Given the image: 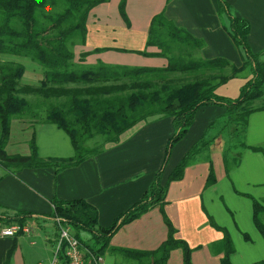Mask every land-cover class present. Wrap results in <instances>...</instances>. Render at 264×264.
Listing matches in <instances>:
<instances>
[{
	"label": "trees",
	"instance_id": "trees-1",
	"mask_svg": "<svg viewBox=\"0 0 264 264\" xmlns=\"http://www.w3.org/2000/svg\"><path fill=\"white\" fill-rule=\"evenodd\" d=\"M107 2L109 0H0V57L27 58L43 69L40 88L19 87L25 67L11 60H0V180L6 174H14L22 169L52 168L60 172L75 167L102 153L108 145L116 144L123 133L137 124L167 117L172 119L174 130L168 140L162 166L143 197L108 227L99 226L96 209L80 199H53L52 211L48 215L0 212V223L16 224L22 229L31 217L52 223L58 219L70 226L75 238L91 253V264H100L97 260L106 251L122 255L136 264H167L174 250L181 251L182 264H192L191 253L194 249L184 240L175 238L176 229L163 209L167 184L182 180L190 161L224 132H228L229 137L242 138L239 143L242 151L250 150L264 156V146L245 144L249 116L264 111V106L253 107V103L261 97L264 86L262 53H253L249 47V23L235 16L224 0H218V17L222 28L241 57L242 65L238 68L224 59H202L199 52L204 43L176 27L164 17L163 12L152 17L146 39V48H156L157 52L132 53L165 59V67L111 66L102 62L85 65L88 56L103 53L106 49L81 53L77 61L73 49L85 44L90 12ZM125 6L126 0H120L118 13L125 25L129 26ZM244 71L249 79L239 89L237 98L229 99L215 94L217 87L241 76ZM23 94L54 101L47 106L43 119L34 123L55 125L63 131L70 140L73 157H39L33 133L28 154H7L5 149L13 120L40 115L38 110L41 104H31ZM208 106L221 107L225 113L211 123L202 138L185 153L163 186L161 177L172 148L188 131L195 113ZM221 123L222 127L217 133L214 132L213 128ZM230 151L231 148H227L223 154L226 172L239 164V153L234 157L228 154ZM231 158L233 161L230 163ZM215 182L210 167L204 187ZM248 198L252 203L254 225L264 240V223L261 219L264 216V199L257 201ZM155 207L159 208L167 229L166 239L156 249L145 251L109 247L110 239L121 227ZM207 219L208 224L222 234L219 241L210 244L212 253L221 256L219 264H231L230 255L234 248L228 232L217 226L210 217ZM22 234L19 231L17 236ZM244 239L248 240V237L244 236ZM253 264H264V260Z\"/></svg>",
	"mask_w": 264,
	"mask_h": 264
},
{
	"label": "crops",
	"instance_id": "crops-1",
	"mask_svg": "<svg viewBox=\"0 0 264 264\" xmlns=\"http://www.w3.org/2000/svg\"><path fill=\"white\" fill-rule=\"evenodd\" d=\"M224 1L235 16L249 23V47L253 53H262L260 59L264 61V0ZM119 2L120 0H109L90 12L86 23L85 44L75 47L74 50L76 61L81 53L106 49L103 53L88 56L84 64L91 66L102 62L111 66L165 67V59L147 58L132 53L157 52L156 48H146V39L152 17L163 12L164 17L176 27L184 29L204 43L199 52L202 59H224L237 68L242 65L237 48L220 23L218 0H126L125 11L129 26L119 16ZM248 79L249 76L242 75L230 79L217 87L215 94L235 99ZM224 113L225 110L218 106L202 107L195 113L188 131L170 152L161 177L163 186L185 153L202 138L208 126ZM173 130L171 118L153 119L137 124L123 133L116 144L108 145L102 153L75 167L60 172H55L52 168H40L22 169L14 174H6L0 180V212L48 215L52 211L53 199H80L96 209L98 225L108 227L121 213L143 197L162 166ZM33 134L39 157H73L74 152L68 136L55 125L34 123ZM245 144L264 145V111L249 116ZM209 147L203 152H207ZM201 154L190 161L182 180L167 184L163 209L176 229L175 238L184 240L187 244L188 238L196 241L191 247L194 249L191 253L192 264H219L221 256L212 253L210 244L219 241L222 234L208 224V217L229 232L216 218L223 212L227 213L245 243L250 242L248 231L256 239L258 234L263 240L254 225L252 203L248 197L257 201L264 199V156L250 150L242 151L237 155V167H231L226 172L224 164L221 163L220 169H216L214 173L216 182L204 187L211 162L208 155L202 157ZM195 215L200 218L198 223L195 222ZM32 220L45 221L43 218L31 217L25 223L28 233L0 238V264H38L50 259L55 232L54 237H46L50 248L43 245V258L33 260V256L23 251L25 244L29 248L36 245L34 241L27 242L26 237L31 232L27 225ZM206 227L220 234L219 239L209 244L208 250L203 248L198 238L199 232ZM166 236L167 229L162 215L159 208L155 207L121 227L110 239L109 247L149 251L156 249ZM229 236L232 241L231 234ZM172 252L167 264H172ZM236 253L234 250L230 255L231 264L245 263L247 259L244 255ZM178 258L179 264H182L181 251ZM128 260L131 261L127 258L121 260V264H129ZM99 263L120 264L109 251L104 253ZM253 263L255 262L251 264Z\"/></svg>",
	"mask_w": 264,
	"mask_h": 264
},
{
	"label": "rangeland",
	"instance_id": "rangeland-1",
	"mask_svg": "<svg viewBox=\"0 0 264 264\" xmlns=\"http://www.w3.org/2000/svg\"><path fill=\"white\" fill-rule=\"evenodd\" d=\"M75 50V48L73 49ZM0 60L7 61L11 60L17 63L22 64L25 67V73L23 77L19 81V87L28 86L33 89H38L41 87V80H42V67L37 63L27 59V58H16V57H7L3 56L0 57ZM242 76H248L247 72L244 71ZM189 76V75H187ZM27 101L31 104H41L39 105V114L38 117L34 116H27L22 119H15L11 125V132L8 144L6 146V152L8 155L13 154H20L26 155L29 152V142L31 138V134L33 133V123L36 121H41L43 119L44 111L46 110L47 106L51 103H54L53 100H43L41 96L33 95V94H26L22 95ZM43 104V105H42ZM264 106V86L262 88V95L261 97L253 103V107H260ZM222 127V123L216 125L213 129L214 132H218V130ZM239 137V136H238ZM235 138V136H230L228 132H224V134L219 135L215 142L209 147L207 152H202L201 156L206 157L207 155L210 158L211 162V170L213 174L216 172L215 170L220 169L221 163L223 164L222 156L224 151L227 148H231V151L228 153L231 156H236L237 153H241L242 150L240 149V142L242 138ZM264 146V145H263ZM233 159H230V163ZM224 167V166H223ZM231 207V205H229ZM231 215V214H230ZM219 222L224 224L226 228L229 230L228 234H231L232 241H233V248L235 252L240 255H244L247 259L243 264H251L252 262L262 261L264 260V242L257 234V239L254 234L247 232L250 236V242L245 243L240 233L233 227V222L231 217L227 213H222L221 215L217 216ZM262 222L264 223V216H261ZM200 218L198 215H195V222H199ZM27 226L31 230L27 236L28 241H34L35 246L29 248L27 245H23V251L27 254L33 256V260L36 258H43V245L50 248L49 242L46 240L47 236L54 237L55 232V223H52L49 220H42L36 221L32 220ZM34 227L32 228V226ZM196 238V237H195ZM198 238L200 244L203 245V248L208 250L209 244L216 241L220 238V234L214 231L211 228L206 227L204 230H201L198 234ZM188 244L190 247L193 246L195 240L188 238ZM179 250L173 251L171 255V263L175 264L176 261L179 264ZM236 253V254H237ZM113 257L117 258L119 263L121 264V260H124L125 257L122 255L112 254ZM211 261V259H210ZM129 264H136L133 260H128ZM249 262V263H248ZM251 262V263H250Z\"/></svg>",
	"mask_w": 264,
	"mask_h": 264
},
{
	"label": "built area",
	"instance_id": "built-area-1",
	"mask_svg": "<svg viewBox=\"0 0 264 264\" xmlns=\"http://www.w3.org/2000/svg\"><path fill=\"white\" fill-rule=\"evenodd\" d=\"M19 231L29 232L25 226L20 229L16 224L0 223V238L15 237ZM91 259L93 260L91 253L75 238L70 226L56 219L51 257L48 261L38 264H91ZM99 262L100 260H97V263Z\"/></svg>",
	"mask_w": 264,
	"mask_h": 264
}]
</instances>
